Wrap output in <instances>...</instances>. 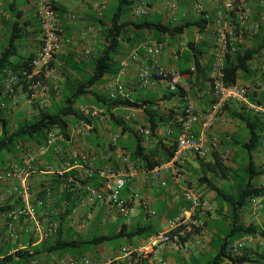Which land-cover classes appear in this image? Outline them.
I'll return each mask as SVG.
<instances>
[{
    "label": "built area",
    "instance_id": "2783aa9c",
    "mask_svg": "<svg viewBox=\"0 0 264 264\" xmlns=\"http://www.w3.org/2000/svg\"><path fill=\"white\" fill-rule=\"evenodd\" d=\"M195 0L194 8L200 14L203 2ZM221 8L215 19V38L212 44V70L208 85L213 103L206 112H201L188 98L186 118L178 137V147L173 159L164 161L151 170L143 169L133 162L127 151L119 144L122 127L114 130L112 125L121 120L129 124L143 139L146 147L152 143V132L144 124L143 108H113L94 103L76 106L80 120L68 119V125L52 126L44 133L42 142L35 139L22 140L17 144V153L0 171V184H11L10 192L0 195V207L8 203L11 209L0 212V221L5 232H0V247H11L8 255L21 264H45L43 259H29L30 253L41 244L56 241L62 230L84 233L94 229L97 218L125 220L135 219L141 210L150 217L156 216L138 183L150 188H168L169 175L175 184H182L181 169L188 155L207 159L218 152L220 137L214 129L224 119V110L231 103L245 105L255 114L264 116V104L252 103L250 98H259L262 89L256 79L244 81V74L236 85L225 82L224 67L227 58L241 48H250L264 27V0H217ZM4 2L0 0V19L4 16ZM56 0H43L37 11L40 25L41 47L31 63L32 74L28 79L38 77L29 88V105L48 108L51 104L45 98L47 85L53 86L56 96L61 94L62 77L59 70V55L64 54L65 38L59 22ZM99 8V5H96ZM149 7L141 3L134 11L137 17L146 16ZM232 14H237L236 17ZM89 28L87 35H95ZM164 42L148 39L130 51L121 60L117 77L109 83L112 99L116 96L128 98L123 80L130 64L142 63L139 70L141 86L153 88L156 82L169 91L179 87L190 88L177 68L165 69L158 58L164 53ZM89 53L84 55L88 57ZM175 61L178 60L176 56ZM251 68L264 74V49L251 62ZM191 73L197 76L193 65ZM18 78L9 75L4 84V95L13 98L16 105ZM28 96V93H27ZM4 106V105H3ZM160 107V105H158ZM201 129L198 134L194 126ZM105 130L108 134L104 148L92 145L97 133ZM96 133V134H95ZM118 156V157H117ZM233 156L232 150L220 155L227 165ZM116 162L113 164V159ZM178 200L183 197L190 203L189 209L181 210L168 221V229L152 236L144 245L129 243L110 253L96 249L92 254L82 256L72 253L52 254L58 258L51 264H170L166 252L188 254L192 245L201 246L204 236L196 232L202 223L198 215L211 211L208 200L197 196L192 190L175 192ZM256 212L261 213L264 206L258 198L251 200ZM101 222L97 228L103 227ZM129 225V224H128ZM255 240L252 236L241 238L229 246L232 257L243 255V251ZM28 257V258H26Z\"/></svg>",
    "mask_w": 264,
    "mask_h": 264
},
{
    "label": "trees",
    "instance_id": "16d2710c",
    "mask_svg": "<svg viewBox=\"0 0 264 264\" xmlns=\"http://www.w3.org/2000/svg\"><path fill=\"white\" fill-rule=\"evenodd\" d=\"M7 2L8 0H5L3 10L11 11V4L8 7L5 6ZM116 2L114 12L108 19L109 24H100L102 28V45L99 53L87 59V62L82 60L76 62L75 54L59 55V70L64 79V85L61 84L62 99L59 102L52 101L48 108H36L37 104H35L34 108L35 112H37L32 117L26 112H14L12 107L13 98L4 95V84L9 75H14L18 78L16 89L17 91L21 90L25 94L28 93V98L30 86L38 81V77L33 78V80L28 79V76L32 74L31 63L35 56H19V45L29 36L27 27L21 20L22 12L16 13L13 21H11V18L2 17L6 31L4 33L5 42L0 52V166L5 167L7 156L17 153L19 141L35 139L42 142L44 133L48 128L57 125L66 127L68 119L80 120L77 117L76 106L84 98L91 99L97 105H104L108 110L113 108H143L144 124L152 132V143L158 140L155 148L149 149L146 147L143 139L129 124H123L121 120L115 121L113 124L115 129L122 127L121 138L127 135L133 139L132 147H128L127 152L132 161L143 169L151 170L160 163L173 159L178 147L177 140L182 130V122L186 118V107L189 98L183 88L179 87L173 92L168 90L164 94V98L161 99L150 97L145 100L129 97L124 99L121 96H116V99H112L113 97L110 94H102L96 88L103 86L107 77L115 78L118 76L121 66L119 57L123 56L122 51L125 44H128L131 48L136 46L135 41H132L130 37L131 34L135 35L136 41L144 33H150L153 34L152 39L154 41L164 42L165 37L175 39L186 32H206L209 27V19L203 16L189 17L182 20L180 24H174L173 22L164 23L161 20L150 18L148 14L143 17H137L134 14L136 0H116ZM56 9H58L57 3ZM232 16L236 17L237 14H232ZM188 49L190 53L187 52L185 58L193 60L197 70L196 77L206 75L208 76L207 81H209L213 60L209 62L208 66L201 62V58L208 51V46L206 44L199 46L190 41ZM263 49L264 27H262L261 33L252 47L241 48L239 52L227 58L224 67L226 84L229 86L236 85L241 73L244 74L246 80L260 76L264 82V74L258 73L251 68L252 60ZM180 73L183 76L189 73L192 74L190 68L181 70ZM51 90L55 94L53 86H51ZM174 99L180 103L181 112L179 117L172 114L174 112L166 114L160 105V102L168 103ZM250 101L264 104V91L261 92L259 98L251 97ZM231 104H237L239 107L237 109L230 108L229 104L224 111L229 110L230 117L239 119L247 131V139L245 141L234 140L235 145L239 146V152L234 153L235 164L232 166L223 164L220 155L216 152L213 154V160L208 162H205V159L198 158L200 159V169L196 170L195 173L199 187H206L209 191L215 192L217 200L229 207V218L232 220V226L225 234V239L214 245L216 252L211 257L203 262L195 263H188L182 260L181 264H224L225 261H230L232 264H248L250 260L245 254L246 249L241 257L234 258L229 251V246L246 236L255 237L263 234L253 226H242L239 219L241 210L246 208L248 202L263 195L262 190L257 186V180L264 175V171L257 167L254 154L262 145L264 116L253 113L245 105ZM162 126H170L173 142L169 148L166 147L162 140H159L158 134ZM121 138L119 139V144L122 147ZM224 145L227 146L226 143ZM217 177L226 182L227 191L226 188L222 189L216 185L215 179ZM189 208L190 203L180 197L171 207H166L163 204L156 209L157 221L155 223H144L142 221H136L132 225L122 223L118 231L106 235H95L88 240L72 239L69 237L72 232L62 230L55 242H45L37 246L27 256H29V259L31 257L44 260L48 259V255H61L67 252L82 256L94 253L98 246L113 240H124L127 238L129 243H133L134 239L143 238L147 241L152 236L162 232L157 223L162 217L170 220L175 218L181 210ZM8 209H11V205L6 203L0 207V212ZM197 217H200V215ZM203 227L202 223V226L196 232H202ZM204 246L205 242L203 240V244L196 247L204 248ZM10 248L7 247L5 249V257L0 260V264H21L15 262L8 255Z\"/></svg>",
    "mask_w": 264,
    "mask_h": 264
},
{
    "label": "crops",
    "instance_id": "0c3cea01",
    "mask_svg": "<svg viewBox=\"0 0 264 264\" xmlns=\"http://www.w3.org/2000/svg\"><path fill=\"white\" fill-rule=\"evenodd\" d=\"M57 1V14L59 22L63 29V36L66 40L64 45V54H75V61L78 62L82 60L87 62L92 56H95L100 51V46L102 45L101 23L109 24V16L111 15V10H113L117 4L116 0H56ZM195 0H136V8L141 3H146L149 7L148 16L155 20H161L164 23L173 22L174 24H180L182 20L189 17H206L209 19V27L206 32L194 31L186 32L184 35L172 39L171 37H165L164 44L166 45L164 53L158 58L159 64L165 69L177 68L180 72L184 69H189L194 65L193 60L185 58L187 52L190 53L187 48V44L192 41L197 43L199 46L206 44L208 46V51L201 58L202 64L205 66L209 65V62L213 60L212 57V44L215 38V19L216 14L221 8V2L217 0H207L203 2L202 12L200 14L196 13L194 8ZM43 0H8L6 7L11 4V11H4V18L11 21L15 20V14L22 12V22L27 27L29 36L19 45V56L26 57L30 55H36L37 51L41 47V34L40 25L37 18V11L41 6ZM99 5V8L96 7ZM2 19H0V26L3 24ZM94 28L97 32L95 35H87V30L89 28ZM5 33V32H4ZM4 40L0 41V47L4 45L5 34H3ZM132 41H135L134 47H130L125 44L124 50L122 51L123 56L119 57L121 61L126 58L130 51L139 47L144 41L153 38V34L144 33L141 35L138 41H136L135 35L130 36ZM153 40V39H152ZM181 48L182 54H177L178 50ZM2 50V49H1ZM89 53L88 57H85ZM178 56V60L175 61V57ZM142 63H132L129 66L127 75L125 76L123 83L125 85L126 92L129 98H137L139 100H145L146 98L156 97L157 99L164 98V94L168 92V89L161 84L156 82L153 88H145L141 86L139 80V70ZM88 72L90 73L89 69ZM185 81L190 85V88L184 89L189 98L194 102L197 108L201 112H206L213 103V97L208 85V76L194 77L193 74L184 75ZM111 78L107 77L106 83L96 88L102 94H110L109 83ZM264 85V82L262 80ZM16 100V99H15ZM19 103L16 100V105ZM12 105L14 109H18L17 106ZM162 110L166 114H174L179 117L181 112L180 103L177 100H171L168 103L160 102ZM11 106V105H10ZM239 105L230 104V108H238ZM18 112H26L27 110H20ZM230 111H224L225 119L219 124L215 129L214 133L220 137L222 148L231 149L235 152H239V146L235 145L234 140L247 139V131L244 124L239 119H234L230 117ZM114 128V125H112ZM195 131L200 134L201 129L198 125L194 126ZM114 130H117L114 128ZM108 134L105 130L100 131L96 135V139L92 140V145L104 148L106 143V138ZM159 140H162L166 147L173 142L171 136L170 126H162L159 131ZM179 136V135H178ZM122 149L128 151V147H132L133 139L127 135L121 138ZM225 142L227 146L223 143ZM158 144V140L153 141L149 149L155 148ZM118 157V156H117ZM211 158V157H210ZM210 158H207L210 161ZM11 160V156H7L8 161ZM254 160L258 168L264 171V132L262 145L259 147L257 152L254 154ZM116 159L114 158L112 163L114 164ZM187 164V162H186ZM185 164V166H186ZM197 170L200 169V164L195 166ZM4 167L0 166V171ZM196 172V170H194ZM191 176V175H190ZM192 178V177H191ZM169 186L168 188L156 187L150 188L145 184L138 183V188L140 192L147 199L149 206L152 210L156 212V209L165 204L167 207H171L172 204L176 203L177 200L174 197V193H182L186 188L183 184H175L171 176L169 175ZM194 179V178H192ZM194 183H198L194 180ZM216 185L222 189L226 188L227 184H219L215 181ZM257 186L262 190L263 195L257 197L264 206V175L257 180ZM187 189V188H186ZM11 184L4 183L0 184V195L6 192H10ZM200 196L209 201L211 206V211L207 215H200V220L203 223L202 235L204 236L205 246L204 248H197L192 245L191 250L188 254H174L171 252H166L165 256L169 260L170 264H181L182 260L188 263L203 262L211 255L215 254L216 250L214 245L219 241L225 239V234L228 229L232 226V220L229 218L230 209L225 203H220L216 198V193L209 191L206 187H200ZM11 202V199L8 203ZM142 219V220H141ZM99 222H102L101 216L97 218ZM240 223L244 227L253 226L257 228L263 234L261 236H255V240L251 243L245 250V254L250 260L248 264H264V208L261 213H257L252 202H248L246 208L242 209L240 212ZM142 221L144 223H155L157 221L156 216L150 217L145 211L141 210L140 215L134 219L133 222ZM168 221L162 217V219L157 222L158 227L162 232L168 229ZM133 224V223H132ZM0 232L4 234V224L0 221ZM136 245L146 244V240L143 238H137ZM103 246V245H100ZM214 247V248H213ZM7 247H0V260L5 257L4 251ZM118 248V247H117ZM116 249V248H114ZM114 249H108L110 252ZM48 259L45 264H51L57 260V255H48ZM10 264V263H8ZM224 264H232L230 261H225Z\"/></svg>",
    "mask_w": 264,
    "mask_h": 264
},
{
    "label": "rangeland",
    "instance_id": "374dc122",
    "mask_svg": "<svg viewBox=\"0 0 264 264\" xmlns=\"http://www.w3.org/2000/svg\"><path fill=\"white\" fill-rule=\"evenodd\" d=\"M113 12H114V9L111 10V14ZM1 25H2V27L0 26V41H3L4 40L3 34L6 31V28H5L4 24H1ZM195 44L198 45L197 43H195ZM187 46H188V44H187ZM1 49H2V47H0V52H1ZM177 54H182L181 48L178 50ZM60 75H61V77L63 79V76H62L61 72H60ZM250 79H256L259 82V84H260V88L262 89V91H264V85L262 83V80H261L260 76L251 77ZM244 81H248V80H246L244 78ZM62 84L64 85V81H62ZM42 92L45 93V98L49 100L50 104H51L52 101L59 102L62 99V95L61 94L59 96H56L52 92L50 84L47 85L45 90H40L39 91L40 94H42ZM16 100H18L19 103H17V105H16L18 107V109L17 108L14 109V112H18L20 110V108H21V110L22 109L23 110H27V114L30 117L36 115L37 111L35 112V108L33 106L29 105V98H28L27 94H25L21 90H19L17 92ZM81 103L82 104H87V103L96 104L95 102L91 101V99H85V98L81 100ZM227 150H231V149L222 148V146L220 144L219 150H218V155H221V154L225 153ZM234 153H235V151H233V156H232L231 160L229 161L228 166H232L236 162L235 161L236 158L234 156ZM210 160H213V156H211ZM204 161L208 162V159H205ZM186 162H187L186 166H184L181 169V173L183 175L182 184L187 189L192 190L197 196H200L199 195L200 194V191H199L200 187H199L198 183H194V180H198L194 170H197L195 166L200 164V159L196 158L193 155H188V158H187ZM191 177L194 178V179H192ZM215 181L217 183H219V184L226 183L220 177H217L215 179ZM133 221H134V219H130L127 223L129 225H132V223H134ZM102 222L105 223V225L103 227L97 228L98 224L101 223V222H99L97 220L95 222L94 229L85 231L84 233H78V234L72 233V234H70L69 237L72 238V239H77V240H88V239H91L92 237H94L95 235L111 234V233H113L115 231H118L120 229V226L122 225V223L125 222V220H118V221L114 220V221H112L110 219H104V220H102ZM136 239H134L132 241L133 244H137V240ZM124 244H126L124 240H120V239L119 240H113L111 242L105 243L103 246H98L97 249H100L102 252H105V253L108 254V253H110V251L108 249H114V248L120 247V246H122Z\"/></svg>",
    "mask_w": 264,
    "mask_h": 264
}]
</instances>
